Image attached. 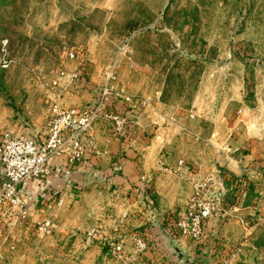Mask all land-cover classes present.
<instances>
[{"label":"rangeland","instance_id":"374dc122","mask_svg":"<svg viewBox=\"0 0 264 264\" xmlns=\"http://www.w3.org/2000/svg\"><path fill=\"white\" fill-rule=\"evenodd\" d=\"M5 41L14 62L0 65V127L45 137L61 71L84 78L62 90L66 108L92 105L113 71L136 131L122 148L102 125L120 143L103 158L122 170L133 149L145 188L114 193L113 178L100 177L61 208L38 198L24 201L26 216L0 208V264H264V0H0V56ZM211 177L220 206L205 243L161 233L160 222L156 250L148 241L138 253L134 236L156 212L175 222L192 184ZM44 220L51 233L42 236Z\"/></svg>","mask_w":264,"mask_h":264},{"label":"built area","instance_id":"2783aa9c","mask_svg":"<svg viewBox=\"0 0 264 264\" xmlns=\"http://www.w3.org/2000/svg\"><path fill=\"white\" fill-rule=\"evenodd\" d=\"M75 57L73 53L70 54L71 59ZM13 62L7 55L5 41L0 65L7 69ZM83 79L81 72L70 75L61 71L51 81L55 101L50 109L48 133L45 137H15L12 133L0 129V208L18 207L23 216H26L25 202L21 195L24 184L48 179L57 170L63 172L70 181L77 173L76 168L89 166L90 163L98 165L103 156L108 154L96 143L94 137L100 125H107L114 137L120 141L130 126L136 127L125 117L129 111L124 106L135 108L132 106L133 101L114 91L113 85L117 78L113 71L105 74L100 93L92 105L64 107L61 102L62 90L75 82H82ZM118 103L123 106L120 107ZM115 165L113 176L121 171L118 165ZM186 167L185 161L178 162L179 169ZM214 186L212 178L192 184V196L185 213L176 218L175 222L171 219L174 222L171 226V235L177 234L196 244L205 243L208 238L207 227L210 221L218 216L220 206V199L214 192ZM63 205L64 201L59 197L55 207L61 208ZM37 230L42 236L49 235L51 223L44 220L38 224ZM134 243L140 254L149 249L148 241L143 237L134 236ZM109 255L115 260L122 259L124 255L122 245L112 246Z\"/></svg>","mask_w":264,"mask_h":264},{"label":"crops","instance_id":"0c3cea01","mask_svg":"<svg viewBox=\"0 0 264 264\" xmlns=\"http://www.w3.org/2000/svg\"><path fill=\"white\" fill-rule=\"evenodd\" d=\"M62 95H63V93H62ZM51 100H52V102L55 101V95L54 94H52ZM61 102H62V100H61ZM52 104H51V107H52ZM0 129L4 130L1 127H0ZM6 131H8V130H6ZM8 132H10V131H8ZM105 134L106 133L102 129V126H99L95 132V135H94L96 143L101 148H104V150H106L107 152H109L108 151L109 149H110V151L115 152L116 148H119L120 143L118 144V142H113L111 139L107 138V136H105ZM125 146H129V145L124 144L122 146V148H125ZM133 154H134V150L132 149L129 151V155H128V157L130 159L124 160L125 163H124L122 170L120 171L121 176L119 175V177H118L119 179L117 177L113 176V173H110V172H113L112 169L106 168V166H107L106 164L108 163V161L110 159L105 158V160H104V158H103L98 163V165L94 168L89 167V166H81L78 169L76 168L77 173L72 176V179L70 181H69V179H67L64 176L63 172L57 170L54 173V175L48 179L26 183L21 188V195L23 196L24 201H28V200L31 201L30 206H32V203H33V207H36L37 205L40 204L41 207H43V208L45 207L44 209L47 210V209H50L52 206L55 205V202L59 197H62V199L64 201V205H68L69 203L74 201L76 198L81 197L82 195L87 193V191H89L91 189L90 185L93 182L94 178L102 177V178H104V180L108 178L107 179L108 182L110 181L109 180L110 178H113V179H111V181L109 183V191H114V193H116V192L124 193V192L128 191L131 188V185H133V184L135 186H137V188H143L144 189L145 188V185L143 183L144 177L140 175L139 171H137L131 167L132 163H130V161H129V160H131V158L134 157L135 154L134 155ZM239 157L240 156H237V157H235V159H237L238 161L243 163L247 156L243 157L242 159ZM112 168H113V166H112ZM177 168H178V165H177ZM179 170H181V169H179ZM194 173H195V171H194ZM212 179L215 183L214 188L216 190H219L220 189V184H219L220 182H218L215 177H213ZM143 191L144 192H142V191L141 192L145 194L144 201L146 204H148L149 197L147 195V192L145 190H143ZM214 192L216 193L217 191H214ZM136 196L137 195H135V194H131V196L129 198L127 196V199H128V201H130L129 200L130 198L133 199V197H136ZM219 196H220V194H219ZM37 198H38V203H37V205H35L34 202L37 201ZM150 203H151V205H153V202H150ZM30 206H29V209H31ZM166 212H169V211H166ZM156 213H157V217L155 219V222L151 223L148 226L150 227L151 230L153 229V227H155V229L157 228L156 234H161V233L167 234L168 227L172 226V220H171L172 216H170L168 213H165V211L164 212L162 211L161 213H159V212H156ZM184 213H185V211L182 212L181 214L179 213V215H183ZM160 222L163 223L164 227L161 228V229H163L161 231V233H158V231H159L158 226H159Z\"/></svg>","mask_w":264,"mask_h":264},{"label":"trees","instance_id":"16d2710c","mask_svg":"<svg viewBox=\"0 0 264 264\" xmlns=\"http://www.w3.org/2000/svg\"><path fill=\"white\" fill-rule=\"evenodd\" d=\"M81 75H82V72H81ZM100 126H102V125H100ZM98 129V128H97ZM135 126H130V128H128V131L125 133V135L122 137V143H124V144H126L129 140H130V136H131V134H133V132L135 131ZM97 166V164H94V163H90V165H89V167H96ZM116 168V165L114 164L113 165V169L112 170H114ZM116 175H115V177H119V175L121 174L120 172H118V173H115ZM121 176V175H120ZM119 179V178H118ZM161 225H163V223H161ZM171 230H172V227L170 226V227H168V229H167V234L168 235H170L171 234ZM154 231H156V229H148L147 230V232H146V234H142V235H139L140 237H143V238H145L147 241H149V242H153V251H155L156 249H154V246L156 245L157 246V243H159V242H161L159 239H158V237H156L155 235L153 236V234H155L154 233ZM151 235V236H149V235ZM158 236V235H157ZM156 243V244H155Z\"/></svg>","mask_w":264,"mask_h":264},{"label":"water","instance_id":"95a60500","mask_svg":"<svg viewBox=\"0 0 264 264\" xmlns=\"http://www.w3.org/2000/svg\"><path fill=\"white\" fill-rule=\"evenodd\" d=\"M183 257H184V255L181 253V254H180V258L183 259Z\"/></svg>","mask_w":264,"mask_h":264}]
</instances>
